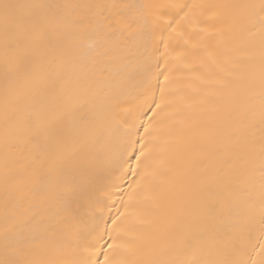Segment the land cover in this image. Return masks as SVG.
<instances>
[{
	"label": "bare ground",
	"instance_id": "obj_1",
	"mask_svg": "<svg viewBox=\"0 0 264 264\" xmlns=\"http://www.w3.org/2000/svg\"><path fill=\"white\" fill-rule=\"evenodd\" d=\"M105 253L264 264V0H0V264Z\"/></svg>",
	"mask_w": 264,
	"mask_h": 264
},
{
	"label": "snow or ice",
	"instance_id": "obj_2",
	"mask_svg": "<svg viewBox=\"0 0 264 264\" xmlns=\"http://www.w3.org/2000/svg\"><path fill=\"white\" fill-rule=\"evenodd\" d=\"M4 7L7 8V7H9V6H8V5H4ZM109 247L111 248L112 246L109 245ZM95 251H96V252H99L100 249L97 248V249H95ZM104 256H105V258H104V261H103V262H101V261H99V260H90L89 264H111L108 254L105 253Z\"/></svg>",
	"mask_w": 264,
	"mask_h": 264
}]
</instances>
